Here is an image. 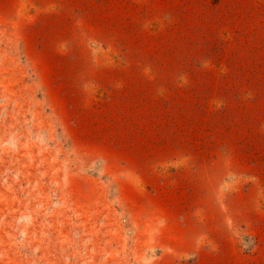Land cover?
<instances>
[{
    "label": "rangeland",
    "instance_id": "1",
    "mask_svg": "<svg viewBox=\"0 0 264 264\" xmlns=\"http://www.w3.org/2000/svg\"><path fill=\"white\" fill-rule=\"evenodd\" d=\"M181 111L222 162L264 147V0H0V264L159 259L139 159Z\"/></svg>",
    "mask_w": 264,
    "mask_h": 264
},
{
    "label": "crops",
    "instance_id": "2",
    "mask_svg": "<svg viewBox=\"0 0 264 264\" xmlns=\"http://www.w3.org/2000/svg\"><path fill=\"white\" fill-rule=\"evenodd\" d=\"M180 113L177 121H170L165 148L150 140L158 160L138 158L150 172L159 166L170 168V178L155 186L149 177L138 178L144 200L140 206L156 208L155 218L149 214L142 220L144 231L155 235L145 248L162 251L149 264H264V147L257 154L238 155L233 166L222 162L213 149L204 152L205 138L201 143L199 134L206 131L197 125V117ZM180 144L189 151L182 159L175 156ZM223 192L227 200H221ZM246 237L253 241L250 253L241 250Z\"/></svg>",
    "mask_w": 264,
    "mask_h": 264
}]
</instances>
